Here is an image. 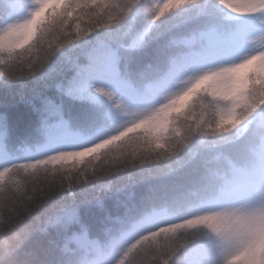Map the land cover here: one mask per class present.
<instances>
[{"label": "snow or ice", "instance_id": "obj_1", "mask_svg": "<svg viewBox=\"0 0 264 264\" xmlns=\"http://www.w3.org/2000/svg\"><path fill=\"white\" fill-rule=\"evenodd\" d=\"M0 79L34 81L20 135L0 111V264H264V0H0ZM130 144L118 174H183L77 200Z\"/></svg>", "mask_w": 264, "mask_h": 264}, {"label": "trees", "instance_id": "obj_2", "mask_svg": "<svg viewBox=\"0 0 264 264\" xmlns=\"http://www.w3.org/2000/svg\"><path fill=\"white\" fill-rule=\"evenodd\" d=\"M152 3L162 2V0H151ZM81 28H85L89 23L88 16H83L80 21ZM73 25V31H74ZM191 39H198V36H192ZM51 42L56 44L58 42V34L50 35L44 41V45L39 49H32L29 52H25L23 60L20 62H13V70L17 73H27L29 69V63L35 59L42 58L45 54L47 44ZM3 80L0 79V111H7L12 124L17 125L20 122V128L17 130L16 135H20L22 132L23 121L22 117L26 113L25 106L19 102V95L21 91H28L34 86V81L25 80L23 83L26 88L22 89L19 82L13 83L11 87L5 88L3 86ZM139 156L143 154V145L130 144L124 145L122 149L117 150L113 153H109L108 156L100 161H93L88 166V173L91 175L93 171L103 177V183L99 184L97 188L93 189L88 187L83 191H77L76 199L80 200L83 198H88L93 200L97 197L105 199L107 202L111 203L109 199L113 194L117 193L119 190L120 194L124 197L139 196L144 193L146 188L152 185H158L164 182H171L176 177L183 174V170L179 168V165L172 164H161L156 167H144L140 168H129L127 172L117 173L118 168H122L126 165L132 158L133 155ZM207 156L210 159H218L220 161L219 168L223 169L226 164L229 152L226 149H207ZM154 158V157H153ZM55 177L57 180L60 176L56 173L49 172L47 177L43 173L37 178V183L42 181L51 180ZM16 180H21L20 176L15 177Z\"/></svg>", "mask_w": 264, "mask_h": 264}]
</instances>
